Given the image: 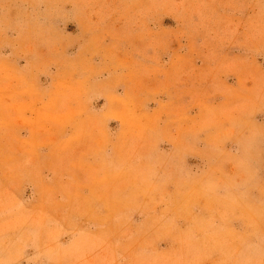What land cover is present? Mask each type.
<instances>
[{
	"label": "rangeland",
	"instance_id": "1",
	"mask_svg": "<svg viewBox=\"0 0 264 264\" xmlns=\"http://www.w3.org/2000/svg\"><path fill=\"white\" fill-rule=\"evenodd\" d=\"M0 264H264V0H0Z\"/></svg>",
	"mask_w": 264,
	"mask_h": 264
}]
</instances>
